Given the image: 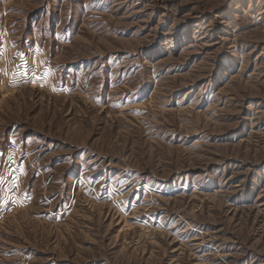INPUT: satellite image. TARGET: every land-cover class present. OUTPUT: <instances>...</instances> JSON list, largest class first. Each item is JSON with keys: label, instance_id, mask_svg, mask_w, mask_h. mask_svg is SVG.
Instances as JSON below:
<instances>
[{"label": "rangeland", "instance_id": "rangeland-1", "mask_svg": "<svg viewBox=\"0 0 264 264\" xmlns=\"http://www.w3.org/2000/svg\"><path fill=\"white\" fill-rule=\"evenodd\" d=\"M0 264H264V0H0Z\"/></svg>", "mask_w": 264, "mask_h": 264}, {"label": "built area", "instance_id": "built-area-1", "mask_svg": "<svg viewBox=\"0 0 264 264\" xmlns=\"http://www.w3.org/2000/svg\"><path fill=\"white\" fill-rule=\"evenodd\" d=\"M18 145L15 141L9 140L7 144V157H6V166L5 170L12 171L13 166L16 161L17 153H18Z\"/></svg>", "mask_w": 264, "mask_h": 264}]
</instances>
